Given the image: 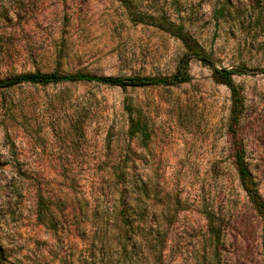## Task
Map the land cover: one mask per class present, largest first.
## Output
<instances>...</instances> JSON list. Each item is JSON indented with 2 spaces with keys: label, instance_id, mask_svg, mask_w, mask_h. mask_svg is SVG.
<instances>
[{
  "label": "rangeland",
  "instance_id": "374dc122",
  "mask_svg": "<svg viewBox=\"0 0 264 264\" xmlns=\"http://www.w3.org/2000/svg\"><path fill=\"white\" fill-rule=\"evenodd\" d=\"M161 19L209 60H191L186 84L0 90V264H264L261 222L233 165L230 92L213 74L240 71L236 136L264 202V0H0V82L168 78L185 50ZM138 118L145 143L127 136ZM133 180L145 215L128 222L170 225L161 256L103 215L129 203ZM206 215L220 224L218 243Z\"/></svg>",
  "mask_w": 264,
  "mask_h": 264
},
{
  "label": "trees",
  "instance_id": "16d2710c",
  "mask_svg": "<svg viewBox=\"0 0 264 264\" xmlns=\"http://www.w3.org/2000/svg\"><path fill=\"white\" fill-rule=\"evenodd\" d=\"M151 22H154L152 18H148ZM156 26L160 27L171 36L177 38L184 50L185 55L180 59L175 73L163 79L157 78H98L87 76L84 74L73 75H59V74H28L15 77L10 80L0 82V90L9 89L21 84L30 85H49L59 83H96L104 86L126 89V88H147V87H174L182 84H186L190 81L189 76V63L191 60H197L205 66H209V60L207 56L200 50L198 45L193 41L190 35L184 31L181 26H176L167 22L164 19L155 21ZM214 76L219 80L220 84L225 86L230 92L231 109L229 115V127L228 132L232 138L231 151L233 158V165L238 177V182L241 190L243 191L251 209L255 212L256 216L261 222V251L264 258V202L262 201L258 190L256 189L253 178L246 165L243 149L236 136V128L238 126L240 115L242 114V101L238 93V89L235 87L232 81V77L239 75L238 70L229 71H213ZM128 139L130 141L136 140L139 143H145L148 140V134L146 130L145 121L142 118L136 120H129V127L127 132ZM123 178H121L122 180ZM125 181V180H124ZM125 192H129V199L126 205L120 210L113 209L111 212L103 211V215L107 218L110 215L120 218L122 220L121 225H124L130 231L131 237L134 233H140L142 239H144V247L151 255V252L157 248L158 255H162L166 249V244L170 235V225H152L150 223H144L133 227L128 222L129 218L143 217L145 215V208L141 207V195L145 193L143 183L139 181L126 182ZM123 191H121L122 194ZM207 221V233L211 239H215L218 243L221 230L220 224L216 222L213 215H206ZM124 243L121 247L122 251L127 248L126 242L129 241L124 232ZM217 249V247L215 248Z\"/></svg>",
  "mask_w": 264,
  "mask_h": 264
}]
</instances>
